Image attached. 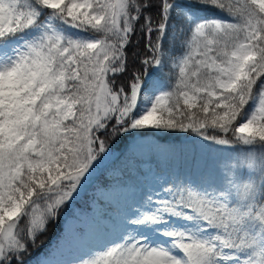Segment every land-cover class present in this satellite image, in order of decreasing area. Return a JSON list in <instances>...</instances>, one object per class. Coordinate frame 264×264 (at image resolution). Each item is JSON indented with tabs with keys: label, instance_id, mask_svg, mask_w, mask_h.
I'll list each match as a JSON object with an SVG mask.
<instances>
[{
	"label": "snow or ice",
	"instance_id": "1",
	"mask_svg": "<svg viewBox=\"0 0 264 264\" xmlns=\"http://www.w3.org/2000/svg\"><path fill=\"white\" fill-rule=\"evenodd\" d=\"M181 135L191 173L148 142L96 175ZM34 260L264 264V0H0V264Z\"/></svg>",
	"mask_w": 264,
	"mask_h": 264
},
{
	"label": "trees",
	"instance_id": "2",
	"mask_svg": "<svg viewBox=\"0 0 264 264\" xmlns=\"http://www.w3.org/2000/svg\"><path fill=\"white\" fill-rule=\"evenodd\" d=\"M154 143L159 145V147L163 149H172L175 151V160L173 163V167L169 169V171L177 170L184 171L186 173H191L195 170V165L198 160H200L201 156L204 155L203 150L200 148L199 144H194L190 138H186L181 135L179 139L176 136H169L167 138H157V137H145V138H135L129 139L126 144H117L113 148V158L107 162V170L102 173L100 179L106 178L111 169L113 162L117 156H121L122 152H127L132 147H134L138 143ZM196 157L197 160H194L193 157ZM123 157H121L122 159ZM119 163V161H116ZM92 189V186L89 190ZM87 193L82 196V198L77 201L72 209L69 210V213L72 210L79 209L83 206L84 201L87 199ZM69 215V214H68ZM65 215L59 222L58 225H50L49 231L46 235L40 238L41 247L34 250L33 255L38 256L39 260L42 256L46 255L49 249L54 245L58 236H60V232L63 226V222L65 218L68 216ZM33 264H36V261H33Z\"/></svg>",
	"mask_w": 264,
	"mask_h": 264
},
{
	"label": "rangeland",
	"instance_id": "3",
	"mask_svg": "<svg viewBox=\"0 0 264 264\" xmlns=\"http://www.w3.org/2000/svg\"><path fill=\"white\" fill-rule=\"evenodd\" d=\"M107 162L108 161H106L105 164L98 170V172L96 174L97 177L99 175L98 178H100L102 173L107 170V165H106ZM89 188H90V186H89ZM92 190L93 189H90V190L88 189L87 196H89L91 194ZM72 211H74V210H72ZM71 212L69 213V215L65 218V220L63 222V226H62V229H61V232H60V236L57 237L56 242L53 243L54 245L49 249V251H48V253L46 255L42 256V258L40 260L47 259L50 254H52L53 252H55L58 249L59 246L65 244V237H66V233H67V228H68L69 223L72 221Z\"/></svg>",
	"mask_w": 264,
	"mask_h": 264
}]
</instances>
